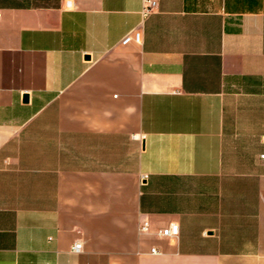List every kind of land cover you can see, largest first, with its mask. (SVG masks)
Listing matches in <instances>:
<instances>
[{"label": "crops", "instance_id": "obj_1", "mask_svg": "<svg viewBox=\"0 0 264 264\" xmlns=\"http://www.w3.org/2000/svg\"><path fill=\"white\" fill-rule=\"evenodd\" d=\"M151 1L0 0V264H264V0Z\"/></svg>", "mask_w": 264, "mask_h": 264}, {"label": "built area", "instance_id": "obj_2", "mask_svg": "<svg viewBox=\"0 0 264 264\" xmlns=\"http://www.w3.org/2000/svg\"><path fill=\"white\" fill-rule=\"evenodd\" d=\"M153 9V2L151 0H143V7L141 10V14L143 18H146L152 11ZM141 34L142 30L141 27L137 29L131 30L125 37L122 39L121 43L122 44H128V43H140L141 42ZM261 159L264 160V155L261 156ZM148 228V223L145 222L142 225V230H147ZM179 228L176 223H171L168 226L159 229L157 234L158 236L162 238H175L178 235ZM81 249V244H75L72 248V251L78 252ZM151 253L157 254L158 251L155 248H151L150 250Z\"/></svg>", "mask_w": 264, "mask_h": 264}, {"label": "water", "instance_id": "obj_3", "mask_svg": "<svg viewBox=\"0 0 264 264\" xmlns=\"http://www.w3.org/2000/svg\"><path fill=\"white\" fill-rule=\"evenodd\" d=\"M23 99H24V101H26L27 100V96H24Z\"/></svg>", "mask_w": 264, "mask_h": 264}]
</instances>
